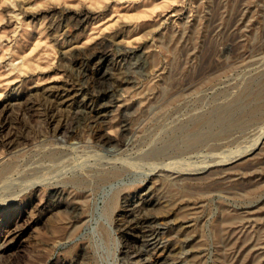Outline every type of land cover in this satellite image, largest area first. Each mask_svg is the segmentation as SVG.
Wrapping results in <instances>:
<instances>
[{
    "label": "rangeland",
    "instance_id": "1",
    "mask_svg": "<svg viewBox=\"0 0 264 264\" xmlns=\"http://www.w3.org/2000/svg\"><path fill=\"white\" fill-rule=\"evenodd\" d=\"M0 264H264V0H0Z\"/></svg>",
    "mask_w": 264,
    "mask_h": 264
},
{
    "label": "bare ground",
    "instance_id": "2",
    "mask_svg": "<svg viewBox=\"0 0 264 264\" xmlns=\"http://www.w3.org/2000/svg\"><path fill=\"white\" fill-rule=\"evenodd\" d=\"M225 49V48H224ZM221 54V53H220ZM99 113V112H98ZM145 216V215H144ZM140 217H142V216H140ZM147 218V217H146ZM140 219V218H139ZM135 220V219H134ZM151 220V219H150ZM142 221V220H141ZM152 221V220H151ZM143 223H147V222H144L143 221ZM149 223V222H148ZM145 225V224H144ZM142 226L141 225V223L140 222H138V220H137V222H135V221H133L132 223H130L128 226L129 227H138V232H139V235H140V237L141 238H144L145 236L147 237V236H151V235H153L152 234V232H151V230H149L147 227H145V226H148V225H145V226ZM136 255V254H135ZM172 263V262H171Z\"/></svg>",
    "mask_w": 264,
    "mask_h": 264
}]
</instances>
